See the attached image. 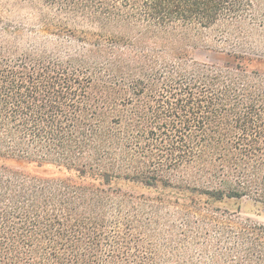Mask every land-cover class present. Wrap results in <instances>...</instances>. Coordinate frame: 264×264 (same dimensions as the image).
<instances>
[{
	"label": "trees",
	"instance_id": "obj_1",
	"mask_svg": "<svg viewBox=\"0 0 264 264\" xmlns=\"http://www.w3.org/2000/svg\"><path fill=\"white\" fill-rule=\"evenodd\" d=\"M262 58L264 0H0V264H264Z\"/></svg>",
	"mask_w": 264,
	"mask_h": 264
},
{
	"label": "rangeland",
	"instance_id": "obj_2",
	"mask_svg": "<svg viewBox=\"0 0 264 264\" xmlns=\"http://www.w3.org/2000/svg\"><path fill=\"white\" fill-rule=\"evenodd\" d=\"M192 55L195 59L207 63L235 65L238 62L235 56L231 55L227 51H223L214 47L213 45H210V43L201 44L194 48L192 50ZM246 65L250 69L264 71V58L248 61L246 62Z\"/></svg>",
	"mask_w": 264,
	"mask_h": 264
}]
</instances>
